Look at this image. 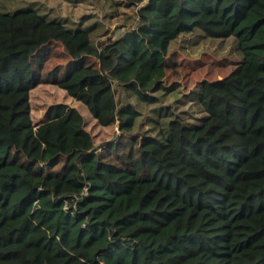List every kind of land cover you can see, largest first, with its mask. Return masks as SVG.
<instances>
[{"label": "trees", "instance_id": "trees-1", "mask_svg": "<svg viewBox=\"0 0 264 264\" xmlns=\"http://www.w3.org/2000/svg\"><path fill=\"white\" fill-rule=\"evenodd\" d=\"M0 1V98L28 102L42 84L40 52L59 43L69 69L55 85L140 154H119L123 142L97 146L65 104L40 124L29 104L10 112L0 133V264H264V0H125L136 23L105 40L98 23ZM198 30L234 37L240 63L201 83L199 124L153 109L138 137L142 114L128 98L158 103L172 41Z\"/></svg>", "mask_w": 264, "mask_h": 264}, {"label": "rangeland", "instance_id": "rangeland-1", "mask_svg": "<svg viewBox=\"0 0 264 264\" xmlns=\"http://www.w3.org/2000/svg\"><path fill=\"white\" fill-rule=\"evenodd\" d=\"M125 0H15L7 8L9 11L33 6L51 20H59L69 25L83 26L98 23L97 40H105L116 33H121L135 25L138 17L136 8H128ZM1 3V1H0ZM123 26L120 30L119 27ZM238 42L234 37L217 39L207 37L201 30L192 34H184L172 41L168 57L167 77L163 89L153 92L159 99L154 105L139 103L133 95L128 98L139 105L142 116L137 123V134L150 130V117L153 109H168L176 116H181L191 125L199 124L205 116L198 105V93L203 81H214L228 76L241 61ZM45 57L42 68V84L34 89L27 99L25 96L0 98V133L7 132L6 116L17 109L30 105L35 124L48 118L49 110L57 104H65L77 108L83 115L87 129L92 134L96 145L112 144L113 141L123 142L124 152L130 148L139 157L138 145L133 139L120 133L117 126L102 127L97 124L88 107L72 98L65 90L55 85V78L60 79L69 69V58L61 44L53 43L45 47L39 56ZM242 56V54H241ZM33 59L32 62H35ZM90 59L88 65H95ZM118 97L126 99V94L118 92ZM142 124V125H141ZM109 148V147H108ZM102 150H106L102 148ZM66 158L60 159L55 172L63 173Z\"/></svg>", "mask_w": 264, "mask_h": 264}]
</instances>
